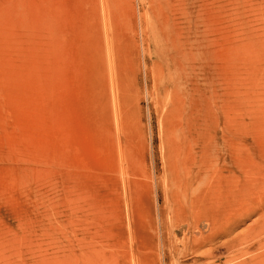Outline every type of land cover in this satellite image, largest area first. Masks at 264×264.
Segmentation results:
<instances>
[{
  "label": "rangeland",
  "instance_id": "rangeland-1",
  "mask_svg": "<svg viewBox=\"0 0 264 264\" xmlns=\"http://www.w3.org/2000/svg\"><path fill=\"white\" fill-rule=\"evenodd\" d=\"M0 264H264V0H0Z\"/></svg>",
  "mask_w": 264,
  "mask_h": 264
},
{
  "label": "bare ground",
  "instance_id": "bare-ground-1",
  "mask_svg": "<svg viewBox=\"0 0 264 264\" xmlns=\"http://www.w3.org/2000/svg\"><path fill=\"white\" fill-rule=\"evenodd\" d=\"M157 10V9H156ZM158 21H159V19H158ZM182 28H184V27H182ZM187 28V27H186ZM164 33V32H163ZM162 32H160V34L162 35L163 34ZM168 33V32H167ZM165 34V33H164ZM178 34V33H177ZM209 34V33H208ZM167 35V34H166ZM165 35V36H166ZM171 35V34H170ZM164 36V37H165ZM168 36V35H167ZM172 36V35H171ZM170 37V36H169ZM168 37V38H169ZM158 38V37H157ZM162 38H163V36H162ZM186 38V37H185ZM166 39V38H165ZM164 40V39H163ZM172 40V39H171ZM177 40V39H176ZM175 40V41H176ZM166 41V40H165ZM173 41V40H172ZM172 41H171V43H172ZM164 42V41H163ZM174 42V41H173ZM179 42V41H178ZM165 43V42H164ZM170 43V42H169ZM189 43V42H188ZM174 45H175V43H173ZM178 44V43H177ZM183 44V43H182ZM165 45H167V44H165ZM171 45L172 44H170V47H171ZM179 45V44H178ZM178 45H176V46H178ZM168 46V45H167ZM166 47V46H165ZM174 47V46H173ZM174 48H172V50H173ZM189 49V48H188ZM193 49V48H192ZM179 50H180V48H179ZM182 50V49H181ZM167 51V50H166ZM175 52V51H174ZM184 54V53H183ZM174 55V54H173ZM181 55V54H180ZM189 56V55H188ZM177 57V56H176ZM181 57H183V55H181ZM185 58V57H184ZM173 60V59H172ZM175 61V60H174ZM182 61H183V59H182ZM178 62H180V60H178ZM177 62V63H178ZM176 63V64H177ZM183 63V62H182ZM192 63H193V61H192ZM175 64V63H174ZM178 65V64H177ZM179 67V66H178ZM181 67V66H180ZM184 68V67H183ZM182 68V69H183ZM198 68V67H197ZM191 69H192V67H191ZM208 69H209V67H208ZM184 70V69H183ZM176 75H178V74H176ZM179 76V75H178ZM180 79V78H179ZM191 79V78H190ZM200 79V78H199ZM210 83V82H209ZM208 84V83H207ZM206 84V85H207ZM174 85V84H173ZM204 85V84H203ZM211 86H212V84H211ZM179 88V87H178ZM184 88V87H183ZM178 90V89H177ZM180 90V89H179ZM200 90V89H199ZM198 90V91H199ZM188 91V90H187ZM194 92V91H193ZM202 92V91H201ZM211 88H210V85H207V88H206V94H205V100L201 103L200 101V103L201 104H203L204 103V108H205V113H209V112H211V110H210V107H211V97L212 96H210L211 95ZM184 93V92H183ZM189 93V92H188ZM192 93V92H191ZM196 94V93H195ZM199 94V93H198ZM197 94V95H198ZM183 95V94H182ZM189 95V94H188ZM190 97V96H189ZM187 98H188V96H187ZM191 98V97H190ZM196 98V97H195ZM183 99H184V97H183ZM198 99V98H197ZM185 100V99H184ZM187 100V99H186ZM188 100H190V99H188ZM187 100V101H188ZM199 100V99H198ZM201 100V99H200ZM181 101V100H180ZM189 102V101H188ZM190 103V102H189ZM188 105V104H187ZM200 105V104H199ZM204 108H203V110H204ZM200 111H201V109H200ZM195 112V111H194ZM205 116H208V115H205ZM209 117V116H208ZM178 142V141H177ZM192 147V146H191ZM188 146L187 147H185L184 148V153H185V157L187 156V158L185 159V162L183 163V164H181L182 165V167L184 168H182V170H185V168L187 167V164H188V161L190 160V159H192V156H190V153L192 152V148H190V150H188ZM192 149V150H191ZM177 151V150H176ZM183 160V159H182ZM180 165V166H181ZM188 168V167H187ZM187 193V192H186ZM191 199H190V208H189V210H193L194 212H196V213H198V217H201L202 218V221L204 220V221H206L207 222V227H209V229H210V231H211V235H209V236H207V237H205L202 241H201V243H205V242H212L213 240L215 241V237L217 236L216 235V232L218 231V230H225L224 231V236H227V230H226V226H224V227H221V223L219 224L218 223V216H216L215 215V212H214V207H212L211 205H208V203H206L205 201H201V199L199 198L198 200L194 197V196H192V197H190ZM182 211V210H181ZM187 215V214H186ZM185 215V217H187ZM192 216H194L193 214H191ZM197 215V214H196ZM182 216V215H181ZM184 216V215H183ZM182 216V217H183ZM196 218V217H195ZM182 219H184V218H182ZM186 220V219H185ZM195 219H193V221H194ZM219 221H221L220 219H219ZM183 223H186V222H183ZM194 223V222H193ZM182 225V224H181ZM187 225V224H186ZM219 225V226H218ZM187 227H189V226H187ZM184 228V227H183ZM185 228H186V226H185ZM185 233V232H184ZM196 241V240H195ZM245 240L244 239H241V237L240 236H238L237 238H236V240H232V241H228L227 243H223L221 246H215L214 247V249H212L211 250V248H210V250H209V252L207 253V254H205V258L204 259H208V261L209 260H212L213 259V256L216 254V253H218V252H220V253H229V251L233 248V249H235L237 246H244V244H245ZM203 245V244H202ZM202 245H200V244H197V245H194V246H192L191 247V249H190V251L192 252V254H194V253H198L199 252V250L201 249V246ZM228 262H229V260H228ZM227 262V263H228Z\"/></svg>",
  "mask_w": 264,
  "mask_h": 264
}]
</instances>
